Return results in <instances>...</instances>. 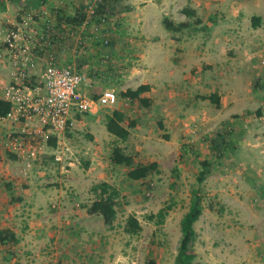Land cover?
<instances>
[{"label":"crops","instance_id":"1","mask_svg":"<svg viewBox=\"0 0 264 264\" xmlns=\"http://www.w3.org/2000/svg\"><path fill=\"white\" fill-rule=\"evenodd\" d=\"M94 1L0 0V100H4V89L14 83L41 87L50 63L82 73L85 79L77 91L92 99L105 89L120 94L141 85L150 87L141 94L149 100L147 107L118 97L120 100L110 110L93 106L84 115L72 111L67 139L61 143L62 165L82 156L90 161L85 172L75 171L71 163L67 164L70 169L48 171L47 161H53L54 155L58 157L60 135L53 137L37 122L0 119V230H10L17 239L16 244H7L12 255L0 253L1 264H72L77 259V264H96L92 258L97 244L92 240L100 237L99 242L105 243L109 232L102 218L88 215L82 203L85 199L88 206L94 200L92 186L103 182L114 185L107 169L120 165L111 163L112 149L103 152L96 138L100 132L114 141L115 136L106 129V118L114 111L125 116L121 123L124 128L129 121H136L128 129V138L118 139L117 146L126 153L130 146L138 150V144L143 148L150 141V136L144 134L148 129L166 130L164 139L170 141L180 133L191 139L192 116L205 130L215 128L214 137L218 132L228 135L246 127L256 131L258 123L264 121L260 111L257 118L249 110L259 104L258 95L262 97L254 83L264 78V0H101L98 12L107 17L103 28L96 17L84 14ZM23 7L33 17L28 22L33 58L26 80H14L1 44L7 27L20 19L28 21L25 12L20 13ZM186 7L195 10L202 25L209 24L212 18L211 29L192 32V39L184 36L187 31L168 32L162 21H186L181 12ZM254 17L260 19L255 28L251 21ZM72 18L76 19L74 23L69 21ZM103 39H108L109 44L104 45ZM134 61L138 66H129ZM213 93L219 97V107L197 99L204 106L194 112L192 106L197 103L187 101L193 95ZM133 107L140 112L137 116ZM158 124L163 128L159 129ZM88 131L93 135L90 146L72 139ZM133 131L141 135L135 136ZM9 135L21 139L22 148H11ZM46 137L56 138L55 148L48 146ZM29 144L40 148L38 155L43 153L36 167L20 158ZM212 150L221 160L223 153L219 158ZM150 163L153 161L143 165ZM232 194L222 190L220 196L231 209L243 206ZM5 246L0 244V251Z\"/></svg>","mask_w":264,"mask_h":264},{"label":"rangeland","instance_id":"2","mask_svg":"<svg viewBox=\"0 0 264 264\" xmlns=\"http://www.w3.org/2000/svg\"><path fill=\"white\" fill-rule=\"evenodd\" d=\"M27 11L25 7L20 9V13ZM12 27L13 25L7 27V32ZM184 36L192 39V32L187 31ZM137 64L134 61L129 66H138ZM260 78L254 83L259 94ZM261 96L260 98L258 95L256 100L259 104L249 109L257 118L259 111L264 118V96ZM194 98L193 95L187 101L197 103L192 106L194 112L201 111L204 105ZM102 108L110 110L112 107ZM133 108V114L137 116L140 112ZM193 117L191 139H186L180 133L179 137L170 141L164 139L166 130L148 129V133L145 130L144 134L150 136V141L143 148L138 144V150L134 145L130 146L129 153L124 152L132 154L136 165L156 162L157 173H152L143 180L131 181L126 178L129 168L108 166L110 168L107 173L113 177V187L119 192L117 217L113 227L107 229L109 234L105 243L99 242L100 237L92 240L97 244L95 257L92 258L96 264H149L151 261L154 264H173L181 238L180 223L190 209L194 191L202 199V211L193 224L196 232L192 247L195 255L193 263L264 264V121L258 123L256 131L246 127L245 130L229 133L223 157L218 161L209 144L216 129L205 130L203 124ZM66 131L58 137L57 150L61 159L51 162L48 160L47 163L50 164L47 166L50 168L47 169L60 172L62 167L63 170L70 169L75 164V171L85 172L90 161L82 156H77L76 160L72 158L62 165L61 143L67 139ZM132 134L141 135L134 131ZM96 138L103 152L117 146L119 142L115 137L114 141L102 137L100 132H97ZM49 139L45 141L48 143ZM72 139L88 147L93 135L88 131L73 136ZM37 156L28 162L33 167L40 162L43 153ZM103 159L107 161L106 157ZM203 161L211 162L209 164L212 171L203 183L198 184L196 177L202 169ZM56 163L59 165L56 166ZM68 163L71 166L67 167ZM222 190L224 193L225 190L233 193L231 196L242 202L243 206L238 209L229 208L220 196ZM92 195V199H95V195ZM85 198L88 201V196ZM86 204L84 199L82 205ZM131 214L136 216L142 228L135 236L125 235L122 229L126 217ZM10 250L6 244L0 253L5 252L10 256ZM78 261L80 260H72V264H77Z\"/></svg>","mask_w":264,"mask_h":264},{"label":"built area","instance_id":"3","mask_svg":"<svg viewBox=\"0 0 264 264\" xmlns=\"http://www.w3.org/2000/svg\"><path fill=\"white\" fill-rule=\"evenodd\" d=\"M100 4L101 0H95L84 10V14L96 17L98 26L103 28L107 24V17L98 12ZM24 15L28 21L20 19L21 22L15 23L5 35L2 44L12 66L14 80H26L27 70L33 58L32 37L28 29V22H32L33 17L29 11ZM102 43L107 45L109 40L103 39ZM84 79L82 73L59 68L50 63L43 74L41 87L32 88L25 84L14 83L4 89L3 99L11 104V110L2 119L22 121L27 124L37 122L49 130V134L57 137L68 129L72 111L84 115L89 113L93 106L111 108L117 104L118 94L112 89H105L96 99L79 93L77 88ZM258 89L264 96V79L259 80ZM7 141L9 146L15 149L22 148L24 144L21 139L12 135L7 137ZM39 151L40 148L29 144L26 154L21 155L20 158L24 161H32ZM54 159L59 160L57 155H54Z\"/></svg>","mask_w":264,"mask_h":264},{"label":"trees","instance_id":"4","mask_svg":"<svg viewBox=\"0 0 264 264\" xmlns=\"http://www.w3.org/2000/svg\"><path fill=\"white\" fill-rule=\"evenodd\" d=\"M182 14L186 17V21L181 23H173L167 19L162 21L163 26L168 32L180 33L183 31L189 32H207L213 25V19H210L209 24L202 25V21L196 15L195 10L186 7L182 9ZM75 18L69 20L74 23ZM252 27L259 25V18H252ZM150 89L147 85H141L135 90L127 89L119 94L120 98H127L131 101H137L140 105L147 107L149 100L141 97V94L148 92ZM195 100L199 99L202 101L208 100L214 107H219V97L216 93L207 96H195ZM11 110V104L8 101L0 100V119L4 118ZM125 121V116L118 111H114L112 116L106 118V129L107 131L121 141H125L129 136L130 128L135 126L134 121H129L127 128L121 126V123ZM159 129H162V125L158 124ZM229 135V134H228ZM228 135L218 132L214 139L210 141V145L214 152L218 153V157L223 153L226 148ZM167 138V136H165ZM56 138H50L48 146L55 148ZM110 161L114 165H120L129 168L126 176L132 181H139L146 179L150 174L157 173V163H150L148 165H136L133 156L125 154L122 148L115 146L112 148L110 153ZM202 169L199 171L196 180L198 184H201L210 174V164L206 161L201 163ZM94 195L95 199L90 205H84L83 208L86 210L88 215L100 216L107 229L113 227L114 221L117 217V205L119 192L113 186L108 183H99L92 186L90 190ZM201 197L194 191L192 192L191 203L189 211L183 216L180 223L181 238L177 254L173 264H194L195 255L192 252V247L196 239V232L193 224L197 221L201 211ZM123 232L128 236L138 235L142 228L135 215H128L123 224ZM16 244L17 239L10 230H0V244ZM149 264H154L151 261Z\"/></svg>","mask_w":264,"mask_h":264}]
</instances>
